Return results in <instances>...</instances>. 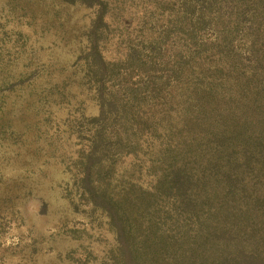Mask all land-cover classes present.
<instances>
[{
  "label": "rangeland",
  "instance_id": "rangeland-1",
  "mask_svg": "<svg viewBox=\"0 0 264 264\" xmlns=\"http://www.w3.org/2000/svg\"><path fill=\"white\" fill-rule=\"evenodd\" d=\"M185 1L198 5L197 0ZM56 3L0 0V264H106L115 249V237L106 215L78 200L73 185L75 156L88 135L87 118L97 113V83L91 78L93 75L86 74L90 62L85 32L97 8L68 5L71 19L60 25L52 14ZM183 13L176 0H109L105 13L104 32L98 39L103 58L124 59L130 44L146 58L149 46L161 43L154 68L159 69L163 90L156 104L160 95L177 91L170 68L174 65L179 74L189 43L183 37ZM263 14L256 21L264 18ZM190 15L187 13V17ZM205 32L197 36L202 43L212 35ZM163 34L169 36L160 40ZM248 36L241 27L233 31L234 42L226 49L238 56L240 52L241 57L235 58V63L229 58L230 64L254 60ZM211 47L207 44L197 56L202 64L217 63L219 56ZM224 57L219 62L225 61ZM251 64L254 66V62ZM252 65L248 71L250 78L259 77L260 83L252 86L245 105L251 121L246 132L258 126L252 119L253 101L262 103L264 95V91L256 92L264 85V66ZM185 74L181 72L180 77L190 81L191 77ZM110 81L104 83L108 91L116 88L110 86ZM230 83L227 94L216 93L215 113L206 117L199 113L195 117L198 123L186 113L178 114L183 108L177 109V103L160 109L150 104L157 108L152 117L155 127L151 125L155 132L151 139L148 130L141 135L143 146L136 156L122 151L115 158L113 182H139L146 186L152 179L150 168L157 165L155 160L165 157L163 147L177 138L180 147L186 141L193 145L194 172L210 166L216 145L209 139L211 132L224 129L225 121L220 115L231 108L235 112L242 103L234 104L244 102L245 98V84L239 83L232 89ZM240 122L237 117L236 123ZM212 191L222 195L220 189Z\"/></svg>",
  "mask_w": 264,
  "mask_h": 264
},
{
  "label": "trees",
  "instance_id": "trees-1",
  "mask_svg": "<svg viewBox=\"0 0 264 264\" xmlns=\"http://www.w3.org/2000/svg\"><path fill=\"white\" fill-rule=\"evenodd\" d=\"M55 1L52 14L60 25L71 19L68 5L97 8L85 31L90 62L86 74L93 75L91 78L97 83V113L87 118L88 135L75 156L73 185L78 200L100 210L108 219L116 242L106 264H264V95L262 103L253 101L252 119L258 126L249 132L246 130L251 121L245 107L252 86L260 83L259 77L250 78L251 62L256 67L264 66V18L256 21L264 13V0H197V6L176 0L184 12L182 32L189 43L179 74L174 65L170 68L177 91L160 95L158 104L156 98L163 87L159 85V69L154 65L161 43L149 46L146 58L130 44L124 59L107 60L101 55L98 39L104 32L109 0ZM187 13L191 15L187 17ZM236 27L251 36L249 52L254 60L233 65L227 60L231 58L235 63L241 53L231 54L226 46L232 47L231 35ZM205 30L212 35L202 43L197 36ZM168 36L163 34L159 39ZM206 38L207 35L203 37ZM207 44L219 56L213 66L202 64L197 58ZM223 55L225 61L219 62ZM181 72L190 76V81L180 77ZM107 81L116 88L106 90ZM228 82L232 89L239 83L245 84V98L244 102L234 104L242 103L235 111L238 116L231 108L220 115L225 121L224 129L211 132L209 139L216 145L210 166L194 172L193 145L186 141L180 147L177 138L163 147L165 157L155 160L157 165L150 168L152 179L146 186L139 182H113L115 158L122 151L136 156L143 146L141 135L148 130L151 139L155 132L151 125L155 127L152 117L157 108L151 105L160 109L177 103V109L183 108L178 114L186 113L198 123L195 117L199 113L203 117L215 113L216 93L227 94ZM261 91L264 85L256 89ZM237 117L241 118L240 123H236ZM213 189L222 190V195Z\"/></svg>",
  "mask_w": 264,
  "mask_h": 264
}]
</instances>
